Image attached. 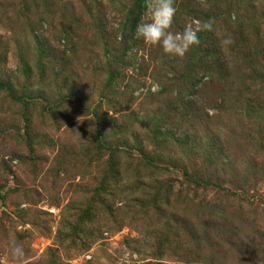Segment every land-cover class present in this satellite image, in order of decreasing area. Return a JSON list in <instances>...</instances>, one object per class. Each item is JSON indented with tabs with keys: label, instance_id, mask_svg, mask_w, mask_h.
<instances>
[{
	"label": "rangeland",
	"instance_id": "obj_1",
	"mask_svg": "<svg viewBox=\"0 0 264 264\" xmlns=\"http://www.w3.org/2000/svg\"><path fill=\"white\" fill-rule=\"evenodd\" d=\"M150 7L0 0V264H264V0Z\"/></svg>",
	"mask_w": 264,
	"mask_h": 264
},
{
	"label": "clouds",
	"instance_id": "obj_2",
	"mask_svg": "<svg viewBox=\"0 0 264 264\" xmlns=\"http://www.w3.org/2000/svg\"><path fill=\"white\" fill-rule=\"evenodd\" d=\"M149 4L151 7L144 20L137 25L136 36L149 45L159 46L167 55L184 57L191 47L199 45V32L213 30V23L205 21L199 22L196 28L188 24L182 31H177L174 28L175 0H149ZM232 43L230 35L222 40L224 46ZM159 88V83L153 82L151 90L156 92ZM10 255L13 260L22 261L25 257L23 244L12 239Z\"/></svg>",
	"mask_w": 264,
	"mask_h": 264
},
{
	"label": "trees",
	"instance_id": "obj_3",
	"mask_svg": "<svg viewBox=\"0 0 264 264\" xmlns=\"http://www.w3.org/2000/svg\"><path fill=\"white\" fill-rule=\"evenodd\" d=\"M135 28V26H133L131 29L133 30Z\"/></svg>",
	"mask_w": 264,
	"mask_h": 264
}]
</instances>
